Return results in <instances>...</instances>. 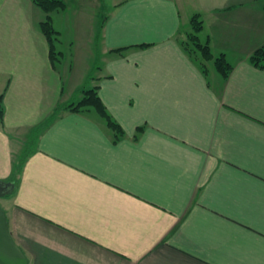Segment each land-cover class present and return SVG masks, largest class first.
I'll return each instance as SVG.
<instances>
[{"label":"crops","instance_id":"0c3cea01","mask_svg":"<svg viewBox=\"0 0 264 264\" xmlns=\"http://www.w3.org/2000/svg\"><path fill=\"white\" fill-rule=\"evenodd\" d=\"M64 1L48 14L0 0V206L28 264H264V69L249 62L264 0H113L104 19L107 0H88L72 63ZM195 15L227 77L188 44ZM85 88L123 133L94 108L65 111L17 176Z\"/></svg>","mask_w":264,"mask_h":264},{"label":"trees","instance_id":"16d2710c","mask_svg":"<svg viewBox=\"0 0 264 264\" xmlns=\"http://www.w3.org/2000/svg\"><path fill=\"white\" fill-rule=\"evenodd\" d=\"M34 3L42 8L46 13H51L55 10H62L65 9L67 4L64 0H34ZM192 27H193V33L188 36V44L200 54L201 58L205 61H215V66L217 70L223 75L228 76L231 70V66L229 65L226 57L224 55L214 58L209 43L203 44L200 41V38L198 34L203 31V21L201 19L200 15H195L192 19ZM42 32L46 36L47 40L49 41L51 45V57L55 61L57 59L56 53H55V40L57 32L53 27L51 18H47V20L42 23L41 25ZM250 64L253 66L264 69V46L257 49L249 58ZM98 88L89 89L85 88L80 92V95H82V99L79 101H73L69 104L60 106L57 108V110L51 115V117L39 128L37 132L33 135L31 141L29 142L28 148L24 154V157L22 158L20 164L17 167V173L16 175L20 174V171L22 170L26 159L29 157L30 154L33 153L32 147L37 142L38 135L41 129L46 128L49 126L55 118H57L59 115L64 113L65 111H73L78 112L85 109L94 108L101 114L107 117V120L109 122L110 127L118 134L121 135L123 133L122 128L115 123L110 116L107 113L106 107L104 106L99 93ZM4 117V109L0 100V121L3 120Z\"/></svg>","mask_w":264,"mask_h":264},{"label":"rangeland","instance_id":"374dc122","mask_svg":"<svg viewBox=\"0 0 264 264\" xmlns=\"http://www.w3.org/2000/svg\"><path fill=\"white\" fill-rule=\"evenodd\" d=\"M71 1V9H69V20L67 19L66 22L62 19L60 22H56L57 25H59V29H61L63 36H62V41H63V46L61 45V49L65 52L66 55V60L69 63H72V56L74 54H77L78 56V50H79V40L78 36L76 34V29H75V22L73 21V17L76 14L74 11L79 7V5H85L87 4L88 0H70ZM91 2H95V0H90ZM113 0H107V4L102 10L101 13V19H104L107 15L109 16L112 12L113 9ZM186 27L188 28V32L192 31L191 25L187 22ZM193 32V31H192ZM203 36V35H201ZM75 39V40H74ZM76 41V47L72 46L71 43L72 41ZM64 61V59H63ZM212 66V63L210 64ZM61 69H63L61 67Z\"/></svg>","mask_w":264,"mask_h":264},{"label":"water","instance_id":"95a60500","mask_svg":"<svg viewBox=\"0 0 264 264\" xmlns=\"http://www.w3.org/2000/svg\"><path fill=\"white\" fill-rule=\"evenodd\" d=\"M5 187L0 182V197L4 196ZM0 264H28V259L15 243L9 229L7 215L0 206Z\"/></svg>","mask_w":264,"mask_h":264}]
</instances>
